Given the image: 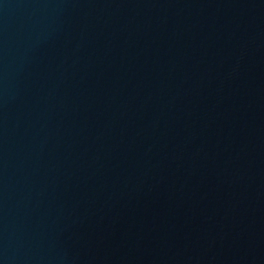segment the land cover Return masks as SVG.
I'll use <instances>...</instances> for the list:
<instances>
[{"label":"water","instance_id":"water-1","mask_svg":"<svg viewBox=\"0 0 264 264\" xmlns=\"http://www.w3.org/2000/svg\"><path fill=\"white\" fill-rule=\"evenodd\" d=\"M0 264H264V0H0Z\"/></svg>","mask_w":264,"mask_h":264}]
</instances>
